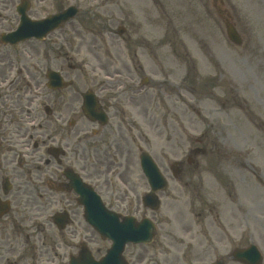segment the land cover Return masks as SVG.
Wrapping results in <instances>:
<instances>
[{
    "label": "flooded vegetation",
    "instance_id": "flooded-vegetation-1",
    "mask_svg": "<svg viewBox=\"0 0 264 264\" xmlns=\"http://www.w3.org/2000/svg\"><path fill=\"white\" fill-rule=\"evenodd\" d=\"M51 1L55 11L48 16L72 6L67 0ZM36 3L40 0H0V264H93L103 258L111 242L103 240L86 222L85 204L77 187L82 190L84 183L93 188L109 210L120 213L115 209L118 206L109 198L105 199L99 189L105 185L104 181L109 184L110 164L135 161L148 148L151 150L153 135L146 129L153 128L156 132L159 126L150 113L152 98L146 92L148 84L141 85L142 90L135 92L132 89L136 85L131 82L143 84L148 77L145 74L157 76L160 48L151 44L137 45L134 51L148 52L153 66L143 65L137 53L138 70H128L133 78L128 76L131 82L123 91H113L110 88L116 86L100 82L95 86L96 105L100 107L96 106L95 118L90 120L83 113V91L79 90L77 81L66 74V64L70 70L78 69L68 63L67 44L62 36L66 29L49 33L43 41L32 39L27 45L6 43L1 38L18 28L22 18L20 11L33 21L42 19L36 17ZM114 5H118L116 0H98L95 8ZM74 7L78 8L77 17L82 13L81 7L76 4ZM138 10L144 19L136 17L134 8L129 9L126 19L144 21L146 25L152 15L150 8L142 5ZM159 12H155L158 17ZM125 32L127 34L126 27ZM142 40L146 38L142 36ZM43 57L46 65L39 61ZM147 70L150 73H146ZM137 73L141 76L143 73L142 80L134 78ZM152 81L161 83L160 79H147V83ZM147 116L150 125L146 122ZM83 121L91 128L84 129ZM157 136L154 134V140ZM190 138L192 142L196 139L198 145L191 143L187 155L173 154L169 182L176 193L188 195L190 213L197 218L201 230L209 219L217 223L216 232L207 226L212 237H205L207 249L193 241L200 233L192 231L195 234L187 246L200 255L199 260L211 256V248L213 252H224L226 244H231L230 240L236 236L222 224L229 222L218 209L233 207L240 213L243 204L237 188L239 179L226 166L228 159L229 169L238 168V161L230 157L235 154L222 149L210 138L209 131ZM213 165L217 170H210ZM120 175L121 172L118 179L123 182ZM142 178L147 183L146 178ZM259 181L256 178V182ZM218 197L219 201L227 199V202L220 205ZM160 199L162 205L161 196ZM116 202H120L119 207L124 203L118 198ZM142 206L146 209L143 203ZM235 223H241L240 217ZM99 241L102 245H98ZM139 247L148 246L125 247L122 256L126 264L142 263L143 255L133 254ZM220 257L209 264L223 263ZM195 263L207 262L192 264Z\"/></svg>",
    "mask_w": 264,
    "mask_h": 264
},
{
    "label": "rangeland",
    "instance_id": "rangeland-1",
    "mask_svg": "<svg viewBox=\"0 0 264 264\" xmlns=\"http://www.w3.org/2000/svg\"><path fill=\"white\" fill-rule=\"evenodd\" d=\"M67 1L81 7L82 12L78 22L83 23L70 26L62 34L67 44L68 63L78 68L70 70L66 64V74L77 81L79 90L96 89L100 77L105 75L121 74L133 78L128 70H138L137 53L143 65L153 66L148 52L134 51L137 45L151 44L160 48L157 76L145 74L152 80H161L158 84L148 83L151 88L146 91L152 98L150 113L159 127L156 132L153 128L146 131L153 137L158 135L156 140L150 137L151 150L169 179L172 177L173 154L187 155L191 143L198 145L190 136L196 138L206 131L222 149L234 153L230 157L238 161L237 169L228 168V159L226 166L239 179L241 212L233 207L225 209V206L217 211L229 222L222 224L236 236L231 240L233 243L226 244L224 252H213L211 248V256L199 260L200 255L187 246L195 234L192 231L200 233L193 241L202 243L207 249L205 237H211L207 226L216 232L217 223L209 219L205 229L201 230L197 218L190 213L188 195L176 193L172 183L160 193L163 204L158 211L145 209L141 197L149 187L142 178L138 158L110 164L109 184L104 181L100 193L105 199L112 200L120 213L135 215L138 219L149 217L157 221L159 227L155 242L148 247L136 248L133 254L143 255L141 264H192L195 261L209 264L219 256L226 264H235L229 253L231 249L247 246L253 241L264 257V0H224L242 36L241 47L228 40L212 0H156L158 4L154 0H116L118 5L99 9L95 8L98 0ZM142 5L152 12L146 25L144 21L126 19L131 8L137 11V18L144 19L138 10ZM35 8L37 18L47 17L55 11L51 0H40ZM156 10L161 12L160 17L155 14ZM121 25L128 29L124 36L117 34ZM41 51L43 53L44 49ZM39 61L47 64L44 57ZM146 73H150L149 70ZM134 76L142 80L143 73ZM116 80L120 82L110 89L123 91V78L116 77L114 82ZM146 122L150 125L148 116ZM82 124L84 129L91 128L85 121ZM147 150L151 151L150 148ZM210 170H217L216 165ZM119 172L123 182L118 179ZM256 178L262 184L257 183ZM117 198L124 202L120 207ZM217 199L219 201V197ZM225 202L227 199L218 203L223 205ZM239 217L241 223H235ZM98 245L102 243L99 241Z\"/></svg>",
    "mask_w": 264,
    "mask_h": 264
},
{
    "label": "water",
    "instance_id": "water-1",
    "mask_svg": "<svg viewBox=\"0 0 264 264\" xmlns=\"http://www.w3.org/2000/svg\"><path fill=\"white\" fill-rule=\"evenodd\" d=\"M215 7L218 14L223 19L227 36L230 41L240 45L241 38L236 32L234 25L227 18L224 10L217 5V0H214ZM66 15V14H65ZM62 15L42 22H24L21 30L14 34L15 41L22 40L26 37L35 36L43 38L50 30L59 26L63 21L67 20L68 17ZM16 41V42H17ZM84 105V112L88 116H93V109L89 101L91 99V93L86 94ZM148 176L152 186V193L146 197V205L152 209L158 208V201L155 196V192L165 187L164 180L160 177L158 171L154 166L147 160L146 161ZM80 185V183H79ZM77 187L78 193L82 196V203L85 204V218L91 223L101 234L103 238L112 239L114 244L108 255L99 262V264H124L121 253L127 242H145L150 243L153 241L155 229L152 223L148 220H144L141 223L136 222L134 218H123L120 222V215L108 211L102 204L101 200L97 198L94 193L88 189L85 185ZM237 260L242 261L246 264H260L261 257L257 253V249L252 247L250 250L238 251L235 254Z\"/></svg>",
    "mask_w": 264,
    "mask_h": 264
}]
</instances>
